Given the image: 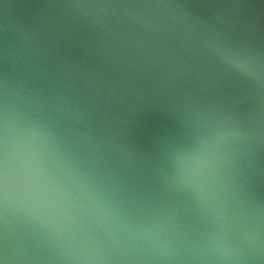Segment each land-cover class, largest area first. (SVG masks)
Wrapping results in <instances>:
<instances>
[{"label":"water","instance_id":"95a60500","mask_svg":"<svg viewBox=\"0 0 264 264\" xmlns=\"http://www.w3.org/2000/svg\"><path fill=\"white\" fill-rule=\"evenodd\" d=\"M0 264H264V0H0Z\"/></svg>","mask_w":264,"mask_h":264}]
</instances>
